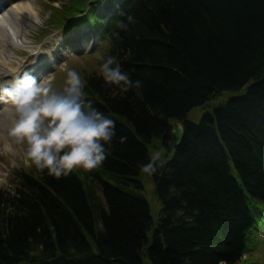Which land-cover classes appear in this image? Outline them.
I'll use <instances>...</instances> for the list:
<instances>
[{"label":"trees","instance_id":"16d2710c","mask_svg":"<svg viewBox=\"0 0 264 264\" xmlns=\"http://www.w3.org/2000/svg\"><path fill=\"white\" fill-rule=\"evenodd\" d=\"M64 8L61 20L93 28L107 43L102 56H115L142 87L108 85L100 59L81 75L86 99L115 121L107 158L60 179L17 170L13 190L0 187V264H255L243 256L254 209L264 205V0H72ZM175 121L184 126L177 146ZM157 145L172 155L149 176L140 166ZM145 176L162 203L156 219Z\"/></svg>","mask_w":264,"mask_h":264},{"label":"clouds","instance_id":"9594fccd","mask_svg":"<svg viewBox=\"0 0 264 264\" xmlns=\"http://www.w3.org/2000/svg\"><path fill=\"white\" fill-rule=\"evenodd\" d=\"M24 14L30 18L25 26ZM134 23V18L128 16ZM43 25L34 0H21L0 14V78L12 75V81H0V101L5 108L0 112V154L14 153L16 146L24 148V161L39 171L60 179L83 169H98L105 159V144L115 136V121L105 117L86 99L85 82L74 69L66 70L63 86L57 88L51 76L37 82L27 72L19 75L22 58L19 50L32 55L49 51L30 47L28 33ZM122 28L127 24L121 22ZM103 63L99 73L108 85L127 91L140 89L142 81L133 82L122 72L115 56H100ZM63 66V65H62ZM182 127V126H181ZM123 139V138H122ZM161 151L150 153V161L141 165L149 176L164 166Z\"/></svg>","mask_w":264,"mask_h":264},{"label":"rangeland","instance_id":"374dc122","mask_svg":"<svg viewBox=\"0 0 264 264\" xmlns=\"http://www.w3.org/2000/svg\"><path fill=\"white\" fill-rule=\"evenodd\" d=\"M36 2L39 5L40 14L44 21L42 26L30 31L28 37L34 46L42 47L46 50L48 49L49 43L53 42L56 45L55 48H59L58 55L60 57V59L57 60L60 63L56 64L55 62L53 65L51 64L45 67L46 69L39 72L40 76L36 81L41 82L45 77L51 76L54 85L57 88H61L66 78L67 69H74L80 75L84 74V76L96 71L98 69L97 63L99 57L105 53L107 48L106 40L95 35L92 32L93 29H89L86 24H84L83 28L74 30V27L67 26V24L61 20L64 16V7L70 4L72 0H36ZM104 11H106V9L103 10V12ZM87 33L88 35L86 37L82 35ZM19 51H21V53L16 55L22 58V63H25L26 66L38 63V61L31 56L32 54L29 51ZM46 52L47 51H41L42 54ZM47 59L50 58H46V60ZM232 94V92L228 91L214 100H211V107H195L190 111L189 117L198 121L205 110L213 109L214 105L224 101ZM4 108L5 105L3 101H0V112ZM158 150L163 153V160L172 155V153L168 154L164 147L161 148L160 146L158 147V145L151 149V152ZM30 167L31 166L24 161V148L22 146H16V151L14 153L0 154V187L13 190L16 184V171L21 168L29 169ZM144 185V194L150 203L151 213L156 219L162 203L155 194L153 178L145 176ZM254 214L256 222L248 242V252L244 255V260L255 264H264V205H260V211L254 209Z\"/></svg>","mask_w":264,"mask_h":264},{"label":"bare ground","instance_id":"6f19581e","mask_svg":"<svg viewBox=\"0 0 264 264\" xmlns=\"http://www.w3.org/2000/svg\"><path fill=\"white\" fill-rule=\"evenodd\" d=\"M19 2H21V0H0V14L6 12L14 4H17ZM34 4L36 5V9L38 11V14L41 17L39 5L37 4L36 0H34ZM43 21H44V19H43ZM22 23L25 26H28L30 24V18L28 17L27 14H24V19H23ZM28 39H29V37H28ZM29 46L34 47V48L38 47V46H34L32 43ZM55 46L56 45L53 42H51V43H49V45L47 47L48 48L47 50H49V51H47L46 53L42 54L41 52H39L38 54L31 55L33 58H35L36 61H38V63L35 65L31 64L29 66H26L25 63H22L23 67H21L19 75L22 77L23 74L25 72H27L29 75H32L33 77H35V79L37 80V78H39V76H40L39 72L41 70L46 69L45 67H47L51 64L53 65L55 62H56V64L60 63L59 61H57L60 59V57L58 55L59 54V48H55ZM18 53H21V51L16 52V54H18ZM46 58H50V59L46 60ZM13 79H14V77L12 75H9V76H5V77L0 78V81H12ZM39 82L40 81H38V83Z\"/></svg>","mask_w":264,"mask_h":264},{"label":"water","instance_id":"95a60500","mask_svg":"<svg viewBox=\"0 0 264 264\" xmlns=\"http://www.w3.org/2000/svg\"><path fill=\"white\" fill-rule=\"evenodd\" d=\"M210 102H207L205 104V107L210 106ZM182 126V127H181ZM184 132V126L180 121H176L173 125V129H172V136H173V144L175 146H177L182 138Z\"/></svg>","mask_w":264,"mask_h":264}]
</instances>
